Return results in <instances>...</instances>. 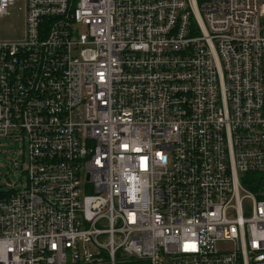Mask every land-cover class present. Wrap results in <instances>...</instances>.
Returning <instances> with one entry per match:
<instances>
[{
	"label": "built area",
	"instance_id": "1",
	"mask_svg": "<svg viewBox=\"0 0 264 264\" xmlns=\"http://www.w3.org/2000/svg\"><path fill=\"white\" fill-rule=\"evenodd\" d=\"M25 3L0 264H264V0Z\"/></svg>",
	"mask_w": 264,
	"mask_h": 264
},
{
	"label": "rangeland",
	"instance_id": "2",
	"mask_svg": "<svg viewBox=\"0 0 264 264\" xmlns=\"http://www.w3.org/2000/svg\"><path fill=\"white\" fill-rule=\"evenodd\" d=\"M25 0H17L9 15L0 16V42H17L25 36ZM28 148L14 138H0V195L23 189L27 183ZM122 261V260H121ZM121 264V262L119 263Z\"/></svg>",
	"mask_w": 264,
	"mask_h": 264
},
{
	"label": "trees",
	"instance_id": "3",
	"mask_svg": "<svg viewBox=\"0 0 264 264\" xmlns=\"http://www.w3.org/2000/svg\"><path fill=\"white\" fill-rule=\"evenodd\" d=\"M121 264H147V262L134 260V259H122Z\"/></svg>",
	"mask_w": 264,
	"mask_h": 264
}]
</instances>
